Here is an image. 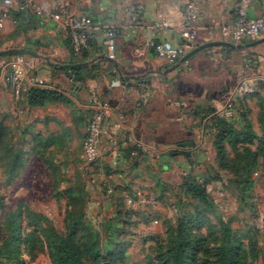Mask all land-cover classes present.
I'll return each instance as SVG.
<instances>
[{
    "label": "crops",
    "instance_id": "crops-1",
    "mask_svg": "<svg viewBox=\"0 0 264 264\" xmlns=\"http://www.w3.org/2000/svg\"><path fill=\"white\" fill-rule=\"evenodd\" d=\"M55 2L31 0L29 9L42 11L36 13L42 22L33 24L34 28L26 33L15 35V20L10 15L3 19L1 48L11 43L37 54L24 55L22 93L33 86L43 87L55 91L68 103L29 106L23 96L15 98L11 85L13 69L4 64L8 56L0 61V110L13 106L16 124L49 130L60 121L58 115L48 112L50 107L88 111L90 98L96 94L110 106L97 174L101 182L105 179L116 186L136 189L150 186L148 176L130 174L128 165L134 156L128 155L127 150L134 145L143 151L135 167L160 164L164 170L168 166L186 172L190 164L197 163L198 146L205 143L209 120L215 115L234 114L238 97L233 92L241 75L251 72L256 91L264 95V57L254 53L256 45L257 52L264 51V38L257 43H242L240 48L207 47L185 61L180 57L174 62L159 57L151 46L169 42L187 46L188 52L207 42L222 41L219 28L234 19L236 0H204L201 17L188 39L182 33L186 0H61L72 15H87L92 20L88 49L78 55L71 52L67 31L49 18ZM137 6L140 14L134 24L131 13ZM17 8L16 2L10 7ZM260 12V0H255L249 14L256 17ZM107 28L118 31L113 57L103 43L102 31ZM7 33L14 35L10 42L5 39ZM252 60L258 65L256 72L248 67ZM74 64L81 65L74 70L64 67ZM33 78L42 81V85L31 84ZM186 141L193 145L181 146ZM166 159L170 166L162 163ZM107 169L111 173L108 178L104 177Z\"/></svg>",
    "mask_w": 264,
    "mask_h": 264
},
{
    "label": "rangeland",
    "instance_id": "rangeland-1",
    "mask_svg": "<svg viewBox=\"0 0 264 264\" xmlns=\"http://www.w3.org/2000/svg\"><path fill=\"white\" fill-rule=\"evenodd\" d=\"M13 36L7 33L5 39L10 42ZM9 48L15 46L7 43L0 50ZM254 53L264 57V51L257 52V45ZM246 98L248 118L261 134L264 104L256 97ZM15 112L13 106L0 110V247L9 233L11 219L19 211L20 250L26 264H52L38 229L42 219L58 236H70L82 252L94 244L102 255L114 259L111 264H158L157 250L166 251L168 237L174 234L180 217H190L194 225L200 224L191 232L185 250L189 264H214L220 244V218L241 236V256L248 258L250 249L245 245L253 243V263L264 264V153L254 165H250L249 159L236 163L237 153L226 146L227 161L221 159L215 140L221 128L227 131L228 123L240 128L235 113L220 116L227 124L207 129L205 143L198 146L197 163L190 164L186 172L168 166L164 170L160 164H147L144 168L129 164L130 174L140 172L151 181L147 188H137L138 194L147 197V203L138 206L114 196L105 197L97 176L84 172L81 146L89 119L86 109L50 107L48 112L58 115L62 122L49 130L16 124ZM36 131H41L42 140H35ZM52 134L54 141H47L45 137ZM162 163L170 166L168 159ZM245 165L251 168L248 189L241 188L243 183L238 188L235 174L237 167L242 169ZM187 177L208 180L211 206L185 193ZM157 179L160 184H156ZM82 258L84 264H93L90 255L83 253Z\"/></svg>",
    "mask_w": 264,
    "mask_h": 264
},
{
    "label": "trees",
    "instance_id": "trees-1",
    "mask_svg": "<svg viewBox=\"0 0 264 264\" xmlns=\"http://www.w3.org/2000/svg\"><path fill=\"white\" fill-rule=\"evenodd\" d=\"M17 4L18 6H25L23 8L19 7L17 9L9 8L8 10V14L17 23L14 33L15 35L19 33H26L30 28H34V26H32L33 24L42 22V19L37 16L35 12H32L29 9V5H26L24 0H17ZM2 45L3 41L0 39V48ZM69 47L73 55H78L72 49L70 39ZM87 49H83L79 54L83 53ZM2 58L4 57H0V60ZM257 66L258 65L254 62V60H252L250 66L248 67L256 72ZM82 78L83 77H81V79ZM22 96L26 99V102L29 106H45L47 104H52L55 102H64L66 104L68 103L67 101H63L61 96L55 91L38 86L30 87L27 91L22 93L20 97ZM247 96L256 97L260 102L264 104V97H262L263 95L261 96L259 92L256 91V89L251 94L238 97L237 106L233 109L234 113L240 119V128L237 129L233 127V123L227 124L224 119L220 118V116L215 115L209 120L207 129H216L217 126L221 124L224 125L226 123L228 127L227 131H221V128L218 135L215 137V140L217 141L216 145H218L217 149L219 151L221 159L227 160V158L225 157L226 146H229L234 152L237 153V156L234 160L236 163L247 161L249 159L250 165H254L257 157L261 153H264V129L261 130V134L257 133L252 125V122L248 118L249 109L246 106ZM87 112L90 116V109ZM36 134L37 135L35 137V140H42V137L40 136L41 131H36ZM84 134L85 130L83 133V138ZM55 138L56 137H54L53 134L49 135V137H45L47 141L49 140L52 142ZM253 146H255V149H251ZM127 153L128 155L131 154V156H134V159L132 158L134 162L132 161L131 165L135 167L138 163V158L143 154L142 148L134 145L128 148ZM133 153L136 154L133 155ZM81 160L84 172L91 173L94 176H97L101 169L100 161H95L94 163H92L90 168L87 170L83 166L82 157ZM14 161H16L15 156L12 159V162ZM11 170L14 171V168H12ZM243 173L244 175H241ZM235 174H237V185L243 183L244 185L241 188L248 189L250 187V181L248 177L251 174V168H247L246 165L242 167V169L237 167V169L235 170ZM107 175H109L108 169L104 171V177H106ZM135 176L133 175V177ZM104 180L103 182H101V185L103 186L102 192L105 197L114 196L121 201H125L126 197H129L132 200H137L139 198V194L136 188H132L129 185L116 186L111 184V182L109 183L108 181ZM158 180L160 179H157L156 184H160V181ZM207 182L208 180L206 178L195 179L194 177H187L184 182L185 193L190 195L193 200H196L197 202H200L205 206H211L212 203L210 201V198L208 197L206 189ZM240 185L238 186V188L240 187ZM109 187L111 188V193L107 194V189ZM240 199L243 200V197L240 196ZM20 222L21 216L18 211L11 219L8 226L9 233L3 245L0 247V264H26L21 257ZM194 222L195 221L190 217H188L187 219H184V217L178 218V225L174 231V234L168 237L167 241L170 242V244L165 249L166 251L164 253H161L159 250H157L156 258L158 259V264H189L185 250L190 240L191 232L194 229L200 227V224L194 225ZM218 226L220 230V244L215 254L216 259L214 261V264H254L253 243L245 245L246 249H250H248V258L246 255L245 257H242L241 251L244 248V244L242 243L241 236L232 229L229 222L224 221L221 218L218 220ZM38 229L43 235L45 247L52 264H84L82 258L83 253L91 256L93 264H111V261L114 260L109 255H102L100 250L94 244L85 247L82 252L80 247L70 236H68L67 238L58 236L51 227L46 225L44 219H42L41 224L38 225ZM246 259H248V261Z\"/></svg>",
    "mask_w": 264,
    "mask_h": 264
},
{
    "label": "built area",
    "instance_id": "built-area-1",
    "mask_svg": "<svg viewBox=\"0 0 264 264\" xmlns=\"http://www.w3.org/2000/svg\"><path fill=\"white\" fill-rule=\"evenodd\" d=\"M204 0H186L183 15H182V33L185 38H190L196 24L201 17V8ZM255 0H236L235 17L224 25L220 26L219 34L222 41H227L234 44H242L245 41H257L264 38V0H260L261 12L256 17L250 16V10ZM17 0H0V23L3 19L9 16L8 10ZM26 5H31V0H24ZM25 5L19 6L23 8ZM37 14H42V11L36 10ZM140 6L131 13V21L136 24L139 19ZM49 18L60 24L68 33L72 49L76 54H79L83 49L89 46L90 30L92 20L87 15L74 16L62 5L61 0H56L54 11L49 14ZM118 37V31L114 28H107L102 31V38L108 55L113 57L115 49V41ZM156 54L159 57L176 61L187 53V46H174L169 42L151 43ZM4 64L13 69L12 88L15 98H19L23 88V77L25 72V56L12 55L9 56ZM33 85H42V81L33 78ZM256 84L254 78L249 73L241 75L238 84L233 92V96L242 97L251 94L255 91ZM109 104L101 100L96 94L90 98L89 109L90 116L85 127V134L81 146V157L83 166L89 169L91 164L102 159L103 152V128L104 122L109 111ZM139 147V146H137ZM141 148V147H140ZM136 153H133L135 155ZM111 173L106 177H110ZM111 193V188L107 189V194ZM146 195L139 194L137 200H132L126 197L128 204L137 203L138 206L144 205Z\"/></svg>",
    "mask_w": 264,
    "mask_h": 264
},
{
    "label": "water",
    "instance_id": "water-1",
    "mask_svg": "<svg viewBox=\"0 0 264 264\" xmlns=\"http://www.w3.org/2000/svg\"><path fill=\"white\" fill-rule=\"evenodd\" d=\"M255 43L257 41H254ZM217 45H226V46H230V47H237L240 48L242 45L241 44H234V43H230L227 41H212V42H207L204 43L202 45H199L195 48H193L192 50L188 51L187 53H185L182 58L181 61H185L187 60L190 56H192L194 53H196L197 51L207 48V47H211V46H217ZM12 55H27V56H32V57H36L37 54L29 49H25V48H9V49H3L0 50V57H6V56H12ZM105 59L112 61V59H110L107 56H103ZM81 64H74V65H69V66H64L67 69H72L74 70L75 68H78ZM121 79H123V77H120ZM193 142L191 141H186L184 143H181V146H192Z\"/></svg>",
    "mask_w": 264,
    "mask_h": 264
}]
</instances>
